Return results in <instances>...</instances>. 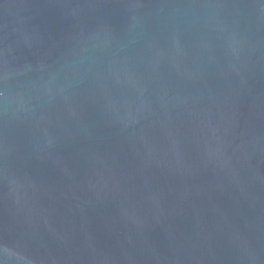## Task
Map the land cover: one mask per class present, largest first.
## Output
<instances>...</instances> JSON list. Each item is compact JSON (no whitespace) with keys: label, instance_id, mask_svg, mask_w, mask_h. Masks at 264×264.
I'll return each instance as SVG.
<instances>
[{"label":"water","instance_id":"95a60500","mask_svg":"<svg viewBox=\"0 0 264 264\" xmlns=\"http://www.w3.org/2000/svg\"><path fill=\"white\" fill-rule=\"evenodd\" d=\"M0 264H264V0H0Z\"/></svg>","mask_w":264,"mask_h":264}]
</instances>
